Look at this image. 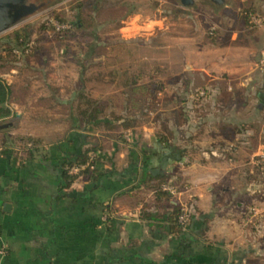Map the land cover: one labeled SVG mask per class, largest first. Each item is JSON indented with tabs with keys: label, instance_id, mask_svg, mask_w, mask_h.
Returning <instances> with one entry per match:
<instances>
[{
	"label": "crops",
	"instance_id": "0c3cea01",
	"mask_svg": "<svg viewBox=\"0 0 264 264\" xmlns=\"http://www.w3.org/2000/svg\"><path fill=\"white\" fill-rule=\"evenodd\" d=\"M241 22L240 31H231L224 64L210 60L195 69L210 82L219 80L206 89L211 98L224 85L258 99L264 92V29L252 32ZM18 64L10 67L12 76L0 68L11 88L12 111L0 120V250L6 251L0 264H264V203L256 194L264 176V141L252 142L247 130L227 134L242 123L228 115L236 104L209 102L195 92V113L205 114L195 120V155L153 134L113 141L108 149H96L93 177L80 175L68 186L63 167L86 151V134L17 147L24 141L16 136L26 110L20 89L14 90ZM216 70L228 79L213 76ZM239 107L248 112L250 106ZM164 182L186 183L194 198L182 231L171 222L173 206L181 204L157 193Z\"/></svg>",
	"mask_w": 264,
	"mask_h": 264
},
{
	"label": "rangeland",
	"instance_id": "374dc122",
	"mask_svg": "<svg viewBox=\"0 0 264 264\" xmlns=\"http://www.w3.org/2000/svg\"><path fill=\"white\" fill-rule=\"evenodd\" d=\"M227 2L217 9L209 0H197L192 7L180 0H48L36 16L0 35L1 72L12 76L10 67L20 64L13 75L18 78L14 90L20 89L18 98L26 99L25 123L16 136L18 142L24 141L17 147L24 148L33 139L55 143L84 131L92 162L97 159L96 149H108L113 141H140L153 134L180 142L195 155V120L205 118L204 113H195V92L210 91L219 81L210 82L195 69L210 60L224 64L231 31H240L245 13L264 16V0ZM80 14L90 26L72 40L41 31L47 21L54 26L56 16L73 23ZM249 28L257 32L264 25ZM18 36L30 48L17 47L13 55L10 50ZM217 70L213 76L228 79L227 72ZM21 87L30 93H23ZM225 87L221 86L219 97L211 98L210 93L206 98L237 105L228 115L242 123L227 134L247 130L252 142L264 141V126L258 124L264 121V104L258 95L246 96L240 89L229 92ZM243 104L250 106L248 112H239ZM85 111L87 116L97 114L100 123L86 127L81 118ZM127 123L132 127L125 128ZM260 179L257 201L264 203V176ZM165 185L177 193L171 199L191 211L189 202L194 198L187 184Z\"/></svg>",
	"mask_w": 264,
	"mask_h": 264
},
{
	"label": "trees",
	"instance_id": "16d2710c",
	"mask_svg": "<svg viewBox=\"0 0 264 264\" xmlns=\"http://www.w3.org/2000/svg\"><path fill=\"white\" fill-rule=\"evenodd\" d=\"M248 13H253V12H248ZM248 13H245L244 19L246 23L249 25L248 16H247ZM55 18L57 19V22L60 24H70L71 29L57 31L56 28L53 26V24H51L50 21H47L44 23L41 31L45 33L48 37L53 35L54 38H57L63 41L72 40V38L77 36L79 32L84 31L85 29L88 28V26H90V22L85 20L81 14L78 15L76 21L73 23H66V21L61 20L58 16H56ZM51 20L55 21L54 19H51ZM21 46L23 47L24 51L30 48V45L28 44V42L24 41L23 39H21L20 36H18L16 39L15 46H13L10 51L14 55L15 49ZM2 60L3 59H0V61ZM10 96H11L10 86L0 77V120L4 118H8L12 114L10 104H9ZM87 112L88 111L83 112V116L81 117L83 120V124L86 127L88 124L97 123L99 120L97 117V114L87 116L88 115ZM117 120H120V118H117ZM123 126L128 129L132 127L131 124L129 123L124 124ZM74 166H77L78 168H80V171L78 174H70V171ZM95 166H96V161L93 160L91 162L90 151H85L84 153L78 154L77 156L71 158V161L66 162V164L63 167L64 168L63 175L66 181L68 182V186L71 185L76 180V178H78L80 175H84L87 177H93V175L96 173ZM82 167H84V169H82ZM165 184L166 182L161 183L158 186L157 193L162 198L171 200V197H172L171 194L167 191H163L162 189L163 185ZM180 213H181L180 206L179 205L173 206V212L171 214V222L173 225V229L178 232L184 230L183 226L180 225L178 222Z\"/></svg>",
	"mask_w": 264,
	"mask_h": 264
},
{
	"label": "water",
	"instance_id": "95a60500",
	"mask_svg": "<svg viewBox=\"0 0 264 264\" xmlns=\"http://www.w3.org/2000/svg\"><path fill=\"white\" fill-rule=\"evenodd\" d=\"M48 0H0V35L36 16ZM197 0H180L181 5L192 7ZM217 9L228 5L227 0H209ZM264 104V92L259 94Z\"/></svg>",
	"mask_w": 264,
	"mask_h": 264
},
{
	"label": "built area",
	"instance_id": "2783aa9c",
	"mask_svg": "<svg viewBox=\"0 0 264 264\" xmlns=\"http://www.w3.org/2000/svg\"><path fill=\"white\" fill-rule=\"evenodd\" d=\"M248 21H249V25L252 28H257V27H262L264 25V16L260 15L258 13H248ZM54 27L56 28L57 31H63V30H69L71 29V25L70 24H60V23H54ZM16 53H18L16 51ZM259 68L264 71V52L262 53L260 62H259ZM208 95L207 90H201L198 93V96L200 98H206V96ZM260 158L264 159V151L260 153L259 155ZM83 168V167H82ZM80 171V168H75L72 169L70 172L71 174H77ZM163 191H167L169 192L173 197L177 196L176 191L173 189L172 186L170 185H163ZM180 209H181V213L179 215V224L183 226L184 229H186L189 225L190 222V211L188 208L179 205ZM6 251L4 249L0 250V256L5 255Z\"/></svg>",
	"mask_w": 264,
	"mask_h": 264
}]
</instances>
